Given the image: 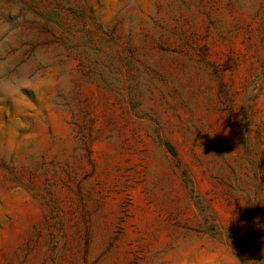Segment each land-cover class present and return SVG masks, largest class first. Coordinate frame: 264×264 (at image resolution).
<instances>
[{
	"label": "rangeland",
	"instance_id": "374dc122",
	"mask_svg": "<svg viewBox=\"0 0 264 264\" xmlns=\"http://www.w3.org/2000/svg\"><path fill=\"white\" fill-rule=\"evenodd\" d=\"M0 264H264V0H0Z\"/></svg>",
	"mask_w": 264,
	"mask_h": 264
}]
</instances>
